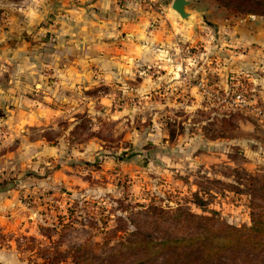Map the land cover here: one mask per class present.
I'll return each instance as SVG.
<instances>
[{"label":"rangeland","instance_id":"374dc122","mask_svg":"<svg viewBox=\"0 0 264 264\" xmlns=\"http://www.w3.org/2000/svg\"><path fill=\"white\" fill-rule=\"evenodd\" d=\"M188 1L183 19L167 0L175 17L126 40L115 70L47 89L43 114L1 105L0 194L14 190L33 213L0 227V248L18 250L20 264H154L165 257L138 260L186 237L189 213L251 225L247 175H264V40L249 35L264 32V14ZM36 143L57 152L37 163Z\"/></svg>","mask_w":264,"mask_h":264},{"label":"crops","instance_id":"0c3cea01","mask_svg":"<svg viewBox=\"0 0 264 264\" xmlns=\"http://www.w3.org/2000/svg\"><path fill=\"white\" fill-rule=\"evenodd\" d=\"M166 2L155 0V11L138 0L131 5L117 0H0V107L13 104L7 105L6 114H43L47 89L51 96L57 88L85 87L95 82V73L115 70L127 55L126 40L153 20L175 17L164 7ZM249 36L264 40V32ZM47 72L52 80H47ZM31 145L37 163L58 149ZM24 158L28 153L21 154L19 164ZM23 216L33 217L32 210L19 206L14 190L1 193L0 227L15 229ZM20 262L18 250L0 248V264Z\"/></svg>","mask_w":264,"mask_h":264},{"label":"trees","instance_id":"16d2710c","mask_svg":"<svg viewBox=\"0 0 264 264\" xmlns=\"http://www.w3.org/2000/svg\"><path fill=\"white\" fill-rule=\"evenodd\" d=\"M228 9L241 13L264 14V4L259 0H223ZM251 192L249 204L250 226H233L225 223L211 224L210 216L189 213L196 226L184 236L163 239L159 248L142 256L139 263L151 256L163 255L165 259L154 264H264V175L248 174ZM201 204V202H197ZM147 253V252H146Z\"/></svg>","mask_w":264,"mask_h":264},{"label":"water","instance_id":"95a60500","mask_svg":"<svg viewBox=\"0 0 264 264\" xmlns=\"http://www.w3.org/2000/svg\"><path fill=\"white\" fill-rule=\"evenodd\" d=\"M188 4V0H172L170 7L178 16L183 19H188L190 16V12L186 9Z\"/></svg>","mask_w":264,"mask_h":264},{"label":"built area","instance_id":"2783aa9c","mask_svg":"<svg viewBox=\"0 0 264 264\" xmlns=\"http://www.w3.org/2000/svg\"><path fill=\"white\" fill-rule=\"evenodd\" d=\"M129 0H117V2H119L120 4H126ZM140 3L144 4V5H147L149 7H151L153 2L151 0H138Z\"/></svg>","mask_w":264,"mask_h":264}]
</instances>
